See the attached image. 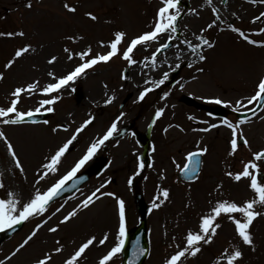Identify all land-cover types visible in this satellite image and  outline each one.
<instances>
[{
  "label": "rangeland",
  "instance_id": "374dc122",
  "mask_svg": "<svg viewBox=\"0 0 264 264\" xmlns=\"http://www.w3.org/2000/svg\"><path fill=\"white\" fill-rule=\"evenodd\" d=\"M186 1L189 4L187 9L179 7L180 12L185 14L179 23V38L196 44L199 36L203 35L213 47L205 45L200 53L193 54L181 40L173 39L174 48L158 54L159 62L153 68L151 61H148L158 44L152 42L134 50L136 64L130 65L119 54L110 62H101L87 69L86 74L61 88L58 93L44 94L40 88L55 82L49 72L60 77L82 62L76 53L85 51L88 46H91L93 54L106 53L109 50L107 45L116 31L127 34L119 45L123 50L131 38L150 30L161 0H31V8L26 6L28 0H0V31L26 33L23 37H0V72L5 73V78L0 80V106H9L10 93L15 87L38 81L39 86L34 94H22L18 109L33 112H36V108H40V111H46L48 107L54 109L53 112L47 111L43 122L38 124L0 123V130L5 132L14 145L23 167L21 171L16 166L5 141L0 139V180L5 185L0 188V198H7L11 191L17 194L16 198L22 203L26 202L36 189L44 191L66 175L112 122L116 121L118 131L123 125L134 122L133 128L124 136L119 139L110 138L105 142L109 163L99 177L91 179L68 199L49 205L43 215L30 218L19 233L0 245V260L4 264H35L45 254L52 256L50 264H63L91 236L96 237V242L86 250L79 264H98L99 258L117 242V197L126 202L127 229L138 224L144 210L136 201L137 194L142 196L141 200L148 209L145 217L149 252L143 264H164V260L176 250V245H184L187 230L197 227L199 217L210 209V202L214 204L216 200L227 199L242 204L253 198L248 179L237 182L228 177L226 172L242 170L243 164L251 160V155L264 147V118H261L264 117V105L245 123L238 125V136L247 139L249 143L247 146L239 145L233 156L228 155L233 138L232 129L222 121L228 119L234 124L238 123L236 113L255 105L256 102L248 104L246 99L255 92L260 79L264 78V46L249 43L228 26L240 27L250 39L264 41V33L257 31L264 28V18L254 22V17L264 12V3L252 4L250 0H211V3L209 0ZM65 3L74 5L77 11L69 12L64 7ZM213 8L217 11L213 12ZM87 12H93L98 19H90ZM217 15V26L208 29L207 25L216 20ZM68 37L75 39L69 40ZM165 39L162 37L160 42ZM100 41L105 42L104 47ZM27 43L35 51L30 50L17 59L12 68L6 69L4 65L14 57L15 50ZM65 47L71 53H66ZM178 53L182 58L176 60ZM201 53L206 56V60L198 59ZM69 54H73V59H68ZM53 55L58 59L49 64ZM146 56L149 60L145 62ZM178 63L180 67L176 68ZM189 63L192 67H188ZM148 67L152 72L150 80H159L163 73L170 74L176 69H179V73L173 85H161L147 94L143 101H139L140 91L151 85L145 84L148 80L140 81L136 70L143 73ZM199 68L203 71H197ZM165 91L170 95L161 99ZM56 95L60 99L54 104H41L44 99ZM111 96H115V99L105 104V100ZM188 97L194 99L197 105L182 100ZM214 97L230 102L220 104L225 109L222 118L204 108V105L214 106L211 99ZM238 101L243 106L237 111ZM161 107L165 112L152 125L155 111ZM121 112L124 113L122 117ZM89 117H94L93 122L77 133L76 130ZM117 117L120 119L117 120ZM46 120L48 123H44ZM210 124H217L218 127L208 132L199 131ZM57 125L63 127L57 128ZM54 128H57L55 132ZM73 135L76 139L61 157L58 170L53 173L41 169L42 164L49 162L46 157ZM146 141L148 146L143 154ZM103 146L93 157L103 152ZM197 146H207L209 151L202 155L198 179L192 183H183L177 177V172L183 166L186 154L196 151ZM141 160L145 164L142 170L138 167ZM260 164L264 171V161H260ZM38 170L48 171V175L40 180ZM129 179L132 180L131 184L128 183ZM101 185L104 187L101 188ZM97 188H100L98 200L84 208L82 201ZM162 188L169 189V199L160 208L153 209L152 203L158 189ZM58 208L59 212L56 211ZM257 208L264 210L259 206ZM74 209L77 214L68 222L61 223L63 217ZM43 221L47 223L43 224L33 240L13 256L16 248ZM217 222L221 227L217 229L213 242L203 245L201 253L196 257L188 256L183 264H213L223 249L235 245L244 251L241 264H264V216L258 217L252 225L254 251L242 244L235 234L232 221L227 217L222 216ZM56 225H59L58 230L50 232L49 228ZM105 233L109 239L100 245L98 241ZM173 237L176 239L173 240ZM58 246L63 247L61 253L54 252ZM110 264H121L120 253ZM219 264L226 262L221 260Z\"/></svg>",
  "mask_w": 264,
  "mask_h": 264
},
{
  "label": "snow or ice",
  "instance_id": "6c2138e0",
  "mask_svg": "<svg viewBox=\"0 0 264 264\" xmlns=\"http://www.w3.org/2000/svg\"><path fill=\"white\" fill-rule=\"evenodd\" d=\"M181 0H161V6L158 8L155 17L154 24L148 31H144L139 35L131 38L130 42L127 45L126 49H121L119 45H121L122 41L126 37V32L124 31H116L114 33V38L108 43L107 47L109 50L103 54H93L91 46L85 51H81L76 53L81 58V63L73 68L67 74L56 77L54 72H49V76L53 77L55 82L48 83L46 86L40 88V91L44 94L58 93L61 88L64 86H69V83L75 81L79 76L86 74V70L93 68L98 63H107L110 62L117 55L122 54V58L127 61L130 65L136 64L137 60L134 57V50L137 49L138 46L148 45L152 42H156L158 47L151 53L150 60L152 67L155 68L157 66V55L162 54L163 50L168 49L170 47V41L174 39L173 35L178 31V20L181 16L180 5ZM264 3V0H250V3L256 4ZM211 3V0H209ZM31 8V0H28L26 5ZM64 7L72 13L77 11V8L70 4L65 3ZM194 11V10H193ZM217 10L213 8V12ZM86 15L92 19L97 20L98 17L93 12H87ZM261 18H264V12L260 13L259 16L254 17V22L259 21ZM219 19V15H217V19L213 20L211 23L207 25L208 29H212L214 26H217V20ZM229 28L232 29L235 33H237L242 39L248 41L253 45L260 44L264 46V41H257L255 39H250L249 36L240 28L234 25H229ZM203 31V29L201 30ZM259 33H264V28L257 30ZM26 33L24 31L13 32V31H0V37H14V36H25ZM165 37L164 42H160L161 38ZM69 40H74L75 37H68ZM199 40L202 41V44L193 45L190 41H183L184 44L188 46V48L194 53H197L198 49H202L203 45H207L209 48L213 47V44L203 35L199 36ZM102 47L105 46L104 41L99 42ZM35 51L32 48L30 43L24 44L23 46L17 48L14 52V57L9 59L7 63L4 65L6 69H10L16 63L17 59L22 58L25 54L29 53V51ZM66 53H71V50L67 47L64 48ZM177 58L180 59V54L178 53ZM58 59L57 56L53 55L49 59L48 63L52 64L56 62ZM68 59H73V54L68 55ZM198 59L200 61L206 60V56L202 53L198 55ZM149 57H145L144 61H148ZM180 64H176V68H179ZM188 67H192V64L189 63ZM197 71H203L202 68L197 69ZM5 78V73L0 72V80ZM122 78L126 79V76H122ZM169 79V73H163L162 77L159 80H150L145 81V84H150V87H144L142 91H140L138 100L143 101L147 94L152 92L155 88H159L161 85H164L165 82ZM39 82L34 81L32 83H28L26 85H21L15 87V89L10 93L11 100L10 104L7 107L0 106V123L4 125H15L20 124L25 121V117H31L33 115V110L21 111L18 109V104L21 102L22 94L28 93L29 95L34 94L35 90L38 88ZM123 87V86H121ZM181 87H183L181 85ZM170 95L169 92H163L161 99H165ZM58 99H60L59 95L53 96L51 99H44L41 101L42 105H52ZM115 99V96H111L105 100V104L111 103ZM216 104H228L230 102H226L218 97L211 98ZM256 101H264V78L260 79L257 84V90L255 94L248 99V104H253ZM243 106L241 102H237L236 110H239V107ZM41 109L36 108L35 111L39 112ZM255 114L256 109H249ZM46 111L53 112L54 109L52 107L46 108ZM165 109L163 107L157 108L155 111V117L152 120V125H154L161 116H163ZM124 115L121 112L120 117ZM209 115H212L209 113ZM117 117V120L120 119ZM264 118V117H261ZM190 119H195V117H190ZM94 117H89V119L85 120L81 125V128L77 129V133H79L85 126L92 123ZM44 123H48V121H44ZM206 123V122H205ZM224 125H227L230 129H232L233 138L230 141V151L228 153L229 156H233L237 153L239 148L238 142V125L245 123L244 120L238 121V123H233L228 119H224L222 121ZM152 125H149L151 127ZM169 125L168 127H171ZM63 127L62 125H57V128ZM179 127V125H177ZM218 127L217 124H210L206 128L199 129L202 132H208L213 128ZM57 128H54L55 132ZM167 128L164 129L167 132ZM117 123L116 121L112 122L110 127H108L107 131L95 142L91 143V145L87 148L85 154L75 163L74 167L61 179L52 184L46 190L41 191L40 189H36L32 196L26 201L21 202L17 199V194L15 192L9 191L7 194V198H0V230H5L8 228H12L13 226L28 221L30 218L35 216H41L45 212H47L49 203L54 200L56 196L60 194L62 191L65 182L68 181L71 177H73L89 160L93 158L98 149L105 144L110 138H112L117 133ZM0 139H3L6 143L7 150L14 158L16 166L23 171V167L21 165V161L18 158L17 152L15 151L14 145L6 136L5 132L0 130ZM76 139V136L73 135L71 139L64 142L61 146H59L53 154L46 157L48 163L42 164L41 169L50 170L51 172H56L58 170V164L60 163L61 157L65 154V152L69 149V145ZM117 143H119L117 141ZM244 145H248V140H243ZM209 149L207 146L199 147L197 146V150L193 152H189L187 155L188 163L184 167V172L189 178H194L199 171V165L201 161L197 159V157L202 156L203 154L208 153ZM260 161H264V149L253 153V160H249L248 162L243 164V168L240 171H227L226 175L228 177L234 178L235 181L239 182L242 179H248L250 181L249 187L253 191L254 196L251 199L244 201L242 204L237 203L234 200L227 199H219L213 204L210 202V209L207 213L202 214L199 217L198 225L195 229H188L186 232V237L184 241V245H176V250H174L173 254L167 257L164 260V264H183L184 260L188 257H196L202 251V246L207 245L213 242V238L217 235V229L221 227V224L218 221V218L225 216L228 220L232 221L234 225V231L236 236L242 242L243 245L248 246L253 251L255 250V240L254 234L251 231L252 225L254 221L258 217L264 216V210H258L257 206L260 209H264V171L261 170ZM139 169H143L145 167L144 162L141 160L138 165ZM40 173L39 179L42 180L48 175V171L38 170ZM39 183V180L37 181ZM129 184L132 183V180L129 179ZM5 185L2 180H0V188H4ZM104 185H101L103 188ZM100 192V188H97L95 192L89 195L85 200L82 201V206L87 208L90 204L94 202V199H97V193ZM102 195L114 196V193H102ZM170 192L167 188L158 189V194L155 197V201L152 203L153 209H158L161 205L169 199ZM118 203V233H117V242L112 246L104 255H102L98 264H110L113 261V258L116 257L119 253L122 252L124 246V239L126 233V202L123 198L117 197ZM57 212L60 211L58 208ZM77 214V210L74 209L72 212H69L66 216L63 217L61 223L68 222L72 217ZM55 215V213H53ZM47 221H43L35 226V229L24 239V241L16 248V250L12 253L13 256L16 255L21 249H23L26 245L29 244L30 241L37 235L39 229L43 226ZM59 228V225L49 228L50 232H56ZM109 239V235L107 233L104 234L103 238L98 241L100 245H104L106 241ZM176 238L173 237V240ZM96 242V237L91 236L82 242L79 247L74 250L69 257H67L63 264H79L80 258L85 254L86 250L89 249L90 246L94 245ZM59 241L57 244L59 245ZM63 251L62 246H58L54 249L55 253H61ZM144 249H139L136 255H142L144 253ZM5 259H10V257H6ZM244 259V251L242 247L239 245L231 246L229 248L223 249V251L219 254L216 260L213 261V264H219L221 260L225 261L226 264H241V261ZM52 260V256L50 254H45L43 258H38L35 261V264H50ZM0 264H4L3 260H0ZM129 264H134V260H130Z\"/></svg>",
  "mask_w": 264,
  "mask_h": 264
},
{
  "label": "water",
  "instance_id": "95a60500",
  "mask_svg": "<svg viewBox=\"0 0 264 264\" xmlns=\"http://www.w3.org/2000/svg\"><path fill=\"white\" fill-rule=\"evenodd\" d=\"M176 74L173 73L171 77H174ZM259 105L255 108L257 109ZM250 113L242 114L240 117H244L245 115H248ZM26 120H32L31 117H26ZM125 129L121 131V134H123ZM197 159L200 160V156L197 157ZM188 163V159H187ZM186 163V164H187ZM105 164V158H101L99 162H97L95 165L90 166L86 170H84L82 173L72 177L69 179L63 189L60 195L56 196L55 198H62L63 196L71 193L75 189H77L82 183H84L91 175L98 174ZM200 166V165H199ZM185 167V166H184ZM197 175V174H196ZM179 176L185 180H192L194 178H189L188 175L185 174L184 168L179 172ZM141 201V200H139ZM140 205H142V201L140 202ZM22 223L17 224L13 226L12 228H8L5 230H0V243L5 240L7 237H9L13 232L20 229ZM139 249H144V253L142 255H136ZM147 252V240L145 236V228H144V221L141 222L140 226L137 228H134L131 230L124 241V248H123V264H129L130 260H134V264H141L145 255Z\"/></svg>",
  "mask_w": 264,
  "mask_h": 264
},
{
  "label": "bare ground",
  "instance_id": "6f19581e",
  "mask_svg": "<svg viewBox=\"0 0 264 264\" xmlns=\"http://www.w3.org/2000/svg\"><path fill=\"white\" fill-rule=\"evenodd\" d=\"M171 49H173V47H171L170 48V50ZM166 51H169V50H166ZM184 56V55H183ZM180 58H182V56L180 57ZM176 60H179L178 58H176ZM151 60H149L148 62H150ZM157 62H159V60H157L156 61V63ZM171 64H172V62H171ZM150 67V66H149ZM149 67L146 69V71H144L143 73H141L140 71H139V69H137L136 70V73L140 76V81L141 80H148V81H150V79H151V70L149 69ZM132 70H134V69H132Z\"/></svg>",
  "mask_w": 264,
  "mask_h": 264
}]
</instances>
